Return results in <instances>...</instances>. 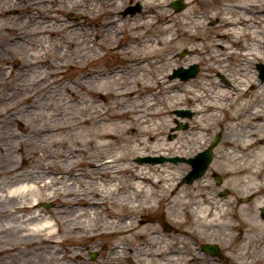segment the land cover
<instances>
[{"label":"bare ground","instance_id":"6f19581e","mask_svg":"<svg viewBox=\"0 0 264 264\" xmlns=\"http://www.w3.org/2000/svg\"><path fill=\"white\" fill-rule=\"evenodd\" d=\"M169 1L175 0H140L139 15L120 18L123 2L102 0L106 16L99 26L103 34L97 36L90 28L76 42L69 41L76 44L80 57L71 74L64 72L63 63L50 62L44 55L36 62L47 69L34 82L23 79L28 69L25 61L14 59L13 64L7 63L10 66L0 67V73L5 71L7 76L0 81V118L9 115L0 134V176L4 179L0 182V264H4L3 256L13 258L10 264H18V254L24 257L19 260L23 264H48L43 261L46 256L51 264L215 262L214 257L198 252L202 240L223 247L225 258L246 263V234L258 228L263 231L264 226V214L257 213L264 205V186H256L264 177V136L249 133L246 140L243 98L253 89L257 98L264 99V82L247 79L242 61L251 64L263 54L264 35L255 39L254 26L249 25L264 22V2L181 0L187 6L176 12L166 9ZM81 3L73 0L65 9L73 8L78 16L83 14ZM98 7L91 3L90 16L98 17ZM50 13L61 12L53 9ZM214 20L216 24L209 25ZM101 48L116 58V65L99 64L105 56L98 51ZM179 50H187L189 56L176 57L173 53ZM63 51L58 60L66 55ZM12 58L0 54L2 62ZM194 64L203 66L195 78H168L174 70ZM230 70L233 79L227 73ZM56 95L60 105L55 107L49 100ZM75 104L81 105L79 116L71 115ZM231 104L235 109H229ZM185 107L194 114L191 121L171 114ZM35 108L53 112L51 122L30 124ZM254 111L247 123L262 128L264 118L259 110ZM176 120L189 123V129L175 132ZM217 125L223 133L237 125L243 128L233 137L223 135L208 170L190 184L178 182L190 170L188 163L133 162L160 155L188 159L208 145L209 133ZM78 129L85 132L82 140L72 136ZM169 134L175 139L168 140ZM50 135L60 137L50 140ZM251 153L254 158L247 162ZM210 174L224 175L221 188L227 190V197L220 196ZM99 181L109 188L102 189ZM24 182L34 187L26 188ZM26 196L47 200L53 208L35 210L28 200L24 202ZM248 196L252 212L239 202ZM155 203L167 208L172 226L165 224L172 227L170 233L143 217ZM200 228L226 229L229 245L207 237ZM235 230H239L237 235L232 234ZM238 240L241 244L234 253L232 242ZM98 246L106 248L107 254L92 262L86 253ZM239 257L243 261H237Z\"/></svg>","mask_w":264,"mask_h":264},{"label":"rangeland","instance_id":"374dc122","mask_svg":"<svg viewBox=\"0 0 264 264\" xmlns=\"http://www.w3.org/2000/svg\"><path fill=\"white\" fill-rule=\"evenodd\" d=\"M81 1V10L80 12L82 13H78V16H76L73 13V10L71 9L70 12H68L65 9V5H69V7L71 6L73 0H45L43 2V0H0V10L2 11V15H0V54H2L3 56H7V57H13L12 59H9V61L7 62H2L0 61V67H6V66H10L9 64L7 65V63L13 64V60L14 59H18V60H22L25 61V63L27 65L28 69H25L26 71L24 73H26L23 77V79H25V81L28 83L30 81H35L37 78H39V75L42 73H44L43 71L45 69H47V67H44L42 64L36 62V59L40 56L43 57V55L48 58H50V62H56V63H63L64 67H67L66 69L64 68V72L71 74V68H75L77 66H79L80 63V57L79 54L76 53V44L74 45H70L69 41L71 39H75V42L77 41V37L81 34H87L89 32V29L91 28L92 30L96 31L97 36H100L103 34V29L101 30V26L100 25V21H103L106 13L104 14V3L102 2V0H78ZM118 1H122L123 2V6L119 9V13L118 16L120 18H126L129 16H136L139 15L142 12V5L140 0H118ZM261 2H264V0H260ZM97 3V5L99 6L98 8H95L98 12L95 14H98V17H93L94 15L90 16V7H91V3ZM41 3V5H40ZM137 3H140L141 5V9L138 12L135 13H128V14H124V9L129 7V6H135ZM170 1L167 3L166 5V9L167 10H172L170 7ZM187 6V4L185 5V7ZM56 10L57 12H61L59 14H51L50 12H52V10ZM184 10V9H183ZM182 11V10H181ZM84 17L80 18V17ZM255 17H257L258 15H254ZM261 20L264 21V14L261 15ZM45 22V23H44ZM216 24V21H212V23H210L209 25H214ZM48 25V27H47ZM99 26V27H98ZM250 27L254 26L253 30L255 31V39H258L260 36L258 34H262L264 35V22L261 24H250ZM47 27V29H46ZM54 29V30H53ZM99 33V34H98ZM127 34V32L125 31L123 33V36ZM17 36H19L20 38H17ZM65 39H68V41H66ZM80 39V38H78ZM263 48V54L260 55V58L258 59V61L253 62V63H248V61L243 62L242 64L243 66L246 65V77L247 79H255L257 78V71L255 69V65L258 62H262L264 60V45H261ZM64 50V54H66L64 57H62V59L58 60L57 55L60 52V50ZM100 53L104 54L105 56H103V58L99 61V64L102 65H116L117 61L115 60L116 58L114 56H111L109 54V52H107L105 50V48H101L100 50H98ZM173 54L176 55V57L178 58H186L187 56H189V52L187 50H179L174 52ZM1 60V59H0ZM29 62H34L33 65L29 64ZM6 63V64H5ZM70 65H65V64H69ZM5 64V65H4ZM31 65V66H30ZM30 66V67H29ZM231 66H228L229 69H231ZM198 73L196 76H198L203 68V66L201 64H198ZM70 68V69H68ZM66 70V71H65ZM252 71L251 74L247 73L248 71ZM3 73V72H2ZM8 73V72H7ZM229 74V77L231 79L234 78L233 72L232 70H230L229 72H227ZM5 74V71H4ZM4 74L0 73V81H4L5 78L7 76H4ZM17 74V73H16ZM15 74V75H16ZM172 73H170L168 75L169 79H172ZM195 76V77H196ZM8 80V78H7ZM69 85H71L72 87H75L74 83L69 81ZM262 95H264V91H262ZM257 95L255 94L254 90H248L246 91V98L244 97L243 100H246V140L248 139V135L250 132L252 133H256L259 134V131L257 130H253L252 126H256L253 124V122H251L250 124L247 123V120L250 119L252 116L249 115L250 112L255 109L259 110L260 113H264V99H259L256 97ZM43 97V95L41 94V98ZM59 97L58 95H56L53 98H50V103L52 105H54L55 107L57 105H60V101L58 100ZM263 100V101H262ZM235 104H231L229 107L230 110L235 109ZM81 107V105H73L70 108V112H72L71 115L74 116H79V108ZM27 108L24 107L23 112L26 110ZM184 109H188L187 107H185ZM21 110V108H20ZM22 111V110H21ZM21 111H20V115H21ZM254 111V112H255ZM32 122L30 123L33 126H35L36 124L33 122L35 121H40V122H51V120L49 119V115L53 112H49V111H45L43 112L42 110H37L36 108L32 111ZM172 115L177 116V114L175 113V111H173L171 113ZM224 114V113H223ZM223 114H221V116H223ZM181 117V116H180ZM194 117V114H191L190 117H184V119L191 121V119ZM9 118V115H4L3 117L0 118V134H3V132H5V130L3 129L4 127V123L5 121ZM205 119V118H204ZM178 123L184 124V128L183 129H177L178 127ZM189 123H187L186 121H178L177 120L172 124L173 125V130L175 132L178 131H187L189 129L188 126ZM9 124H7L8 126ZM23 125V123H22ZM13 128L15 129L16 133L20 134V131L18 130L19 127H17V124L14 123ZM222 127V126H221ZM243 128V125H237L234 128H231V131L229 130L226 133L220 132L219 131V126H215V128L212 127L211 132L209 133V141H208V145L210 144L211 140L217 135L218 136V140L220 141L223 137V135L228 134V136L233 137L234 134L238 133L241 129ZM252 130V131H251ZM254 131V132H253ZM256 131V132H255ZM73 138H77L79 140H82L85 137V132H82L81 129L78 130H74L73 131ZM64 136V134H62ZM186 135V134H184ZM60 136L57 135H50V140H53L55 138H59ZM69 135H66L65 138L69 141L68 143H71L72 139L68 138ZM166 138H168V140H173L175 139V135L174 134H169L166 136ZM238 138V137H237ZM218 141V143H219ZM217 143V145H218ZM207 145V146H208ZM213 148L212 150V161L214 160V157L216 155V151L215 148L216 146ZM207 146L203 147L201 150H198L196 152H194L192 155L187 156V157H192L194 156L196 153H198L199 151H202L203 149L207 148ZM3 152H0V158L2 157ZM144 157V156H143ZM152 157H161L160 156H152ZM175 156H171V157H164V159H166L165 161H162L158 164H172V165H182V164H187L185 161H178V162H172L169 161L167 159L170 158H174ZM254 157V154H248L246 156V160H252ZM138 158L133 159V162L135 164H139V165H145V164H152L150 162H143L140 163L138 161ZM183 158V157H180ZM17 164L22 166L23 162L22 160L19 159V157H17L16 159ZM264 162V160H263ZM211 163L209 164L208 168L210 167ZM207 168V169H208ZM187 174V173H186ZM218 175V177H220V181L216 182V177L215 174L211 175V180L212 183L219 189V194L221 197H227L228 193L227 190L221 188V186L224 184V180L226 179L224 177L223 174H216ZM184 177V176H183ZM182 177V178H183ZM182 178L178 181L181 182ZM260 180V181H259ZM259 180L256 183V186L258 189H261L264 186V177L259 178ZM4 181L3 178H1L0 176V182ZM45 182H49V180H45ZM99 183L101 184V188H109V186L104 185V183H102L101 181H99ZM24 186L26 188H33L34 185L32 183H28V182H24L23 183ZM77 186V185H76ZM251 186V181L249 178L246 177V187ZM260 186V187H259ZM81 189V188H80ZM25 200L24 202H28L30 204H32L34 206L35 210H42V211H47L51 208H53V206L50 204L49 201L47 200H38L37 197L35 196H26L24 197ZM239 202L241 204H246L247 208L246 211H253L254 210V205L252 203V198L249 197L247 200L245 198H241L239 200ZM136 205V203H135ZM155 208L153 210H151V212H148L145 216L148 218V222L155 224L156 226H158L163 232L165 233H170L171 232V228L169 226H166L165 222L170 224V221L168 219V211L167 208L163 207L162 204H160V206L157 205V203L154 204ZM257 213L259 214V210H257ZM18 214H15L14 217H16ZM249 217H251V213L249 214ZM139 218V217H138ZM141 220L140 218L138 219V221ZM49 223L50 221H43ZM140 222V221H139ZM172 226V224H170ZM17 228H21V222H17ZM30 228H35V226L30 225ZM198 229V228H197ZM207 228H200V230L202 232H205V234L207 235V237H211V238H217V240H222L223 244L225 245H229L230 239L225 235L227 233V230L219 229V231L217 230V228H213V229H209L208 231H206ZM54 231V230H52ZM28 233V232H24ZM239 233V230H235L232 232V234L237 235ZM264 226H263V231H261L260 228L255 229L254 232H251L249 234H246V243H248V247H246V263L245 264H264ZM253 240H257V243L254 242ZM188 241H190V239H188ZM227 241V242H226ZM233 241V240H231ZM260 242V244H258V242ZM206 240H202L199 244H198V252H201V246L202 244L206 243ZM241 244V240H238L237 242H232V249H230L232 252L235 253L234 249H238L239 246ZM191 248H195L194 247V243H191ZM219 255L215 256V262H209L206 263V261L201 262L202 264H237L236 261L232 260L231 258H225V256L223 255L224 253V249L223 247L219 246ZM106 251L103 250L102 247H99L95 250V251H91L86 253V257L91 260L92 262L94 261H99L101 260L103 254ZM262 252V253H261ZM202 253V252H201ZM204 254V252L202 253ZM94 255V256H91ZM45 256V255H44ZM184 256H186L184 254ZM18 257V258H17ZM16 258L18 259V264H23L22 261L19 260H23L24 257H22L21 255L18 254ZM3 260L2 262L4 264H10L11 258L7 257V256H3L2 257ZM240 260L237 259V261H243L240 257ZM245 260V259H244ZM44 263H48L51 264L50 260L48 259V257L46 256V258H43Z\"/></svg>","mask_w":264,"mask_h":264},{"label":"water","instance_id":"95a60500","mask_svg":"<svg viewBox=\"0 0 264 264\" xmlns=\"http://www.w3.org/2000/svg\"><path fill=\"white\" fill-rule=\"evenodd\" d=\"M172 6L177 10L180 9L182 7V5L180 4V2H175L172 3ZM260 76L262 78H264V65L260 66ZM197 71V67L193 66L188 70H182L179 69L176 74L178 76H180L183 79H186L188 77H193L196 74ZM216 140L213 141L212 145L215 144ZM211 159V153L210 151H205L202 155H200L199 157H197L196 159L190 161V163H192L193 165V171L189 173V175L186 176V180L187 182H190L192 179L197 178L199 176H201L208 164V162ZM207 251H210L212 254H217V249L214 247H206Z\"/></svg>","mask_w":264,"mask_h":264},{"label":"flooded vegetation","instance_id":"af4514ba","mask_svg":"<svg viewBox=\"0 0 264 264\" xmlns=\"http://www.w3.org/2000/svg\"><path fill=\"white\" fill-rule=\"evenodd\" d=\"M264 118V117H263ZM262 134H263V136H264V126L262 127Z\"/></svg>","mask_w":264,"mask_h":264}]
</instances>
